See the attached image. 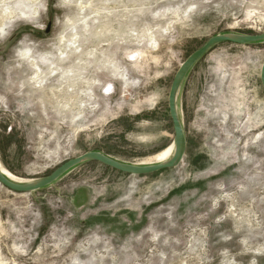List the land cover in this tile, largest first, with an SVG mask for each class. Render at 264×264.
Masks as SVG:
<instances>
[{
    "label": "rangeland",
    "instance_id": "1",
    "mask_svg": "<svg viewBox=\"0 0 264 264\" xmlns=\"http://www.w3.org/2000/svg\"><path fill=\"white\" fill-rule=\"evenodd\" d=\"M4 24L0 165L31 183L90 152L158 163L181 65L214 36L263 35L264 0H0ZM263 64L264 42L227 43L193 67L177 168L0 184V264H264Z\"/></svg>",
    "mask_w": 264,
    "mask_h": 264
},
{
    "label": "water",
    "instance_id": "2",
    "mask_svg": "<svg viewBox=\"0 0 264 264\" xmlns=\"http://www.w3.org/2000/svg\"><path fill=\"white\" fill-rule=\"evenodd\" d=\"M51 30V24L48 27L47 33ZM264 42L263 35H242V34H221L209 39L199 50L194 52L180 67L175 75L169 94V112L173 122L175 133V144L173 155L163 163L140 165V164H128L117 161L109 156L100 152L86 153L76 159L66 162L51 175L41 180H37L31 183L19 184L12 182L5 177L0 170V184L5 186L11 191L17 193H35L41 191L54 183L59 181L67 173L75 169L76 167L85 164L87 162H98L116 171L133 175V176H149L165 170H171L177 168L184 160L187 150V140L183 126V118L178 108L177 98L179 90L193 67L213 48L221 44H234V45H251ZM261 84L264 90V64L261 69Z\"/></svg>",
    "mask_w": 264,
    "mask_h": 264
},
{
    "label": "bare ground",
    "instance_id": "3",
    "mask_svg": "<svg viewBox=\"0 0 264 264\" xmlns=\"http://www.w3.org/2000/svg\"><path fill=\"white\" fill-rule=\"evenodd\" d=\"M6 13H5V15L6 16H8V18H11V17H13L16 13H15V11H10V12H7V10L5 11ZM3 26H5V24L4 25H1L0 27V32L2 33V34H4L5 32V27H3ZM5 28V29H4ZM29 52H30V50H29ZM22 57V56H21ZM26 57H27V55H26ZM28 60H30L29 58H28ZM32 62V61H31ZM33 66L36 68V69H38V71H39V66L38 65H36V64H33ZM37 71V72H38ZM55 71V70H54ZM40 72V71H39ZM40 75V74H39ZM44 81V80H43ZM44 83V82H43ZM173 153H174V146H172V147H169V148H167V149H165L164 151H162L161 153H159L157 156H156V161L158 162V163H163V162H166L172 155H173ZM157 164V163H156ZM140 165H146V164H140ZM148 165H151V164H148ZM0 170L2 171V173H3V175L5 176V177H7L9 180H11L12 182H15V183H19V184H24L22 181H18V180H16V178H15V176L13 175V174H11L8 170H6L5 168H3V167H1V165H0Z\"/></svg>",
    "mask_w": 264,
    "mask_h": 264
}]
</instances>
